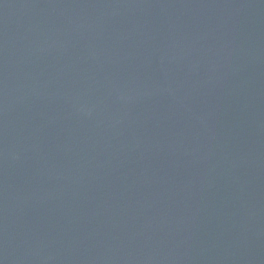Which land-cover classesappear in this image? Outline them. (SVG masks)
<instances>
[{
	"label": "water",
	"instance_id": "obj_1",
	"mask_svg": "<svg viewBox=\"0 0 264 264\" xmlns=\"http://www.w3.org/2000/svg\"><path fill=\"white\" fill-rule=\"evenodd\" d=\"M0 264H264V0H0Z\"/></svg>",
	"mask_w": 264,
	"mask_h": 264
}]
</instances>
